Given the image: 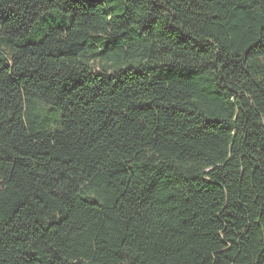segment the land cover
I'll list each match as a JSON object with an SVG mask.
<instances>
[{"label": "trees", "instance_id": "trees-1", "mask_svg": "<svg viewBox=\"0 0 264 264\" xmlns=\"http://www.w3.org/2000/svg\"><path fill=\"white\" fill-rule=\"evenodd\" d=\"M0 48V264H264V0H0Z\"/></svg>", "mask_w": 264, "mask_h": 264}, {"label": "rangeland", "instance_id": "rangeland-1", "mask_svg": "<svg viewBox=\"0 0 264 264\" xmlns=\"http://www.w3.org/2000/svg\"><path fill=\"white\" fill-rule=\"evenodd\" d=\"M54 18L56 19L55 21L58 20L57 17H54ZM70 19H71V17L68 16L67 18L60 20V22H63V21H64V22H69ZM58 21H59V20H58ZM0 50H1V51H5L4 48H0ZM40 110H41L42 114H46V113H48V114L50 115L51 124H52V126H55L56 121H57V120L59 119V117H60L59 112L56 111V110H54V109H52L51 107H49V106H47V105H43V104L40 106Z\"/></svg>", "mask_w": 264, "mask_h": 264}]
</instances>
